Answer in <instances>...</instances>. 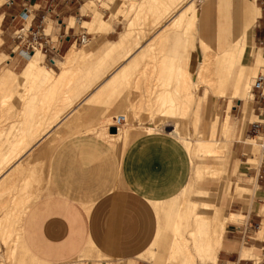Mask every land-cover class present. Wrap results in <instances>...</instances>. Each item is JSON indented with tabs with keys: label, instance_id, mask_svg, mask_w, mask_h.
Returning a JSON list of instances; mask_svg holds the SVG:
<instances>
[{
	"label": "crops",
	"instance_id": "obj_1",
	"mask_svg": "<svg viewBox=\"0 0 264 264\" xmlns=\"http://www.w3.org/2000/svg\"><path fill=\"white\" fill-rule=\"evenodd\" d=\"M87 1L89 0H85L78 9L74 8L75 0H13L11 5V14L9 15L11 19L18 16L24 6L29 7L31 10L29 19H33L31 23L33 28L40 24L43 16H45L43 26L46 31L53 28V26L49 28L50 21L59 23V25L54 23L57 36L56 44L60 50L59 58H63L67 53L65 61L62 62L66 66L63 86L72 71V64L83 56L79 50L77 54L74 53L76 49L73 46L76 35L89 33L82 25V22L90 21L92 18V14H89L86 7ZM256 1L258 0H208L207 4V1L203 0L204 5H202L201 11L197 10L198 17L195 28L198 30V35L193 32L194 46L196 49L199 48V53L202 52V42L208 43L218 54H223L238 40L243 39L253 50L256 64L264 63V42L262 45L259 44L260 40H264V7L257 5ZM51 5L57 6L55 12L58 13L59 19L54 13H47V9ZM4 14H0V18L2 16L0 27L2 25V35L8 36L10 30L14 32L22 25V20L17 17L15 20L12 19V23L5 24L6 15ZM212 14L216 15L214 22H211ZM110 17L111 15L108 18H103L110 23L112 28L105 34V40L109 43L104 50L103 62L117 54L122 55L120 50L111 55L109 52L121 41L122 34L126 31L125 29L121 35L119 34L120 38L118 36L114 40L109 39L108 37L116 32L120 24L113 25L116 17H113L112 21H110ZM72 21L79 25V34L75 31L77 26L71 24ZM171 24L165 23L161 29L169 27ZM197 24H199L198 27ZM99 34L101 35V33ZM196 36L199 40L198 45L195 43ZM167 38L170 41L171 49L166 50V54L169 57L180 59V63L184 64L190 51L189 48H191V38L187 36L185 29H174L170 33L168 32ZM0 40V47H4L5 50L14 47L13 38L11 44H8L2 36ZM130 41L131 38L127 41L128 45ZM253 43L258 45V50H255ZM180 47H183V50ZM36 50L37 48L30 54V57L35 54ZM42 55L44 58L43 53ZM69 56L72 58L70 65ZM121 58L111 66V70L104 77H101L103 74L100 75L99 82H97L99 78H96V82L89 83L90 88L83 89L81 99L76 103L75 108L71 112H69L70 109L67 110L63 122L54 126L55 129L53 128L47 141L48 148H51L46 153H40L39 161H43L46 157L44 163H40L42 166L34 164L33 167L25 169L29 174L21 184L36 182L33 184L36 185L28 190L20 188V193L17 196L19 201L30 198L36 187L42 183L43 177L40 175L42 167L45 165V186L23 214L21 226L24 247L33 257L43 263H68L84 253L102 256L104 260L101 264H158L154 262L155 260L166 263L170 257L173 238H175V226L179 220V214L184 208H182L184 199L192 200L185 193L188 188L190 190V183L194 179V175L196 176V167L198 165L206 166L209 167L208 172L211 170V173L215 172L214 168L210 170V166L216 167L213 163V160L216 159L215 155H208V157L200 159L194 158L190 153L192 149H190L189 143H196L203 137L193 140L189 138L191 133L188 132L186 138L189 139L185 143L180 139L182 136L174 133L175 124H164L175 127L170 133L153 131L150 126L145 127L147 133L142 130L131 131L125 144L124 141H117L118 136L109 132L108 125L111 123L102 124L105 120H110L106 115L120 109V103L128 106L140 94L139 83L136 82L132 87L133 100L130 98L129 89L119 95L120 84L131 72H123L122 68L130 64L133 57L124 60ZM96 60L97 56H93L88 58L87 63ZM86 74L89 73H82L83 79L86 78ZM87 78L95 80L94 77ZM166 78L167 76L160 77L161 80ZM230 92L231 88L227 94V97L231 96L229 97L228 111L232 107L231 103L234 98ZM114 94H118L119 98L113 103L105 99L106 96ZM178 94L180 95L175 88H172L171 95L176 97ZM208 95L206 97L198 96V98L195 96L196 101L201 98V105L205 106V99ZM245 98L239 96L236 99L244 100ZM252 98L253 102L248 104ZM99 101L106 103L98 105ZM72 102L74 103V101ZM182 103L183 101L180 104L177 103V117L180 116L179 112L182 110L187 112ZM246 103L248 106L251 105L249 111L252 116L247 111L246 107L248 106H245L247 110L240 109L241 114L236 117L234 122L232 116L231 121L227 120V114V117L222 119L223 126L221 127L224 130L231 122L230 154L227 161L221 164H224L225 172L228 174L229 164L232 163L230 181L240 184L237 185V193L241 195L233 196L235 187L232 184L229 185L227 181L226 187L229 185V192L226 189L222 196L226 197V212L233 213L225 215L224 212V216L229 219L234 215L237 220L241 217L238 213H242L245 220L242 224L231 223L234 221L232 219L227 221L218 252L216 255L211 252L206 255L207 263L211 258L216 262L209 264H254L255 259L250 257L251 253L260 256V253L257 255L256 250L260 251L264 248V157L262 160L260 159L259 167L248 169L246 166L249 164L247 155L253 151V138H257L252 131L253 121L249 118L251 116L253 119L255 116L259 118L256 121H264V94L262 97L259 95L253 97L252 92V96L247 98L245 105ZM193 104L188 107L191 108ZM167 107L162 106L161 111L165 112ZM215 115L211 116V120L218 123L220 116ZM140 125L138 121L133 124L135 128L141 127ZM146 125L148 124L145 121L143 126ZM95 126L97 127L95 128ZM72 129L74 131L79 129V132L72 134ZM68 130H72V132ZM65 132L71 136L67 137ZM248 137H252V140L250 138L249 141L250 145L246 142ZM209 143L215 144L216 142L210 139ZM44 154L48 155L43 156ZM27 156L28 153H22L19 155L20 158L17 156L16 159H20L17 161L18 163L16 162L17 164L7 170V173L2 174L0 180H5L10 174L9 172L12 173L13 169L15 171L20 162L28 158ZM261 156L262 152L259 158ZM18 170L11 175L12 183L13 181L16 183L15 178L24 173V171L19 172ZM260 170H263V175L258 179L256 174ZM234 171H236L235 174ZM205 180H208L204 184L207 189H198V192H201V197L208 196L206 198L208 202L205 200L204 203L216 205L219 196L214 190L217 188L214 183L216 179L210 177ZM247 185L252 190L249 195L245 194V191L248 190ZM47 188L48 190L44 192ZM3 190L4 186L0 188V191ZM222 190L223 186L219 187V194ZM210 193L215 195L211 196ZM7 200L8 195L1 193L0 208L4 207ZM205 209L210 210V208ZM201 213L212 215L214 210ZM168 228L172 230L170 238L166 231ZM201 230L205 232L204 239L199 235ZM207 230V221L201 219L198 228V237L201 241L207 239ZM157 245L160 246V250L152 249ZM149 251L154 261L142 258V256L149 255Z\"/></svg>",
	"mask_w": 264,
	"mask_h": 264
},
{
	"label": "rangeland",
	"instance_id": "obj_2",
	"mask_svg": "<svg viewBox=\"0 0 264 264\" xmlns=\"http://www.w3.org/2000/svg\"><path fill=\"white\" fill-rule=\"evenodd\" d=\"M104 1L105 0H95L96 3H95V5L90 6L91 9L88 8L89 5H87L88 7L86 6L89 9V14L90 13L92 14V18L90 20L93 19L96 11L102 13L103 18H108L111 15L110 21H112L113 17H116V20L113 23V25L116 23H120L119 27L116 29V32L113 35H110L108 37L109 39H113V40L118 38V36L120 38L121 33L124 32L127 25L129 24V22L135 21L134 23L135 24L137 23L138 25L136 24V29L134 30L133 37L131 38L130 44L125 48V50L126 49L128 50L134 46L133 48H131V49H133V52H134L135 49H136V51H139L140 46H144L145 48H149V47L152 48L154 46L155 49L154 48L153 49H154V53L156 54V56L154 55L155 58L153 57V60L155 62L151 61L152 57L150 59V62H149V60L141 62L139 64V66L140 65L141 66L139 68L137 67L136 69H133L129 73L128 77L120 84L121 87H120V91L118 92L119 95L122 92H124L125 90L129 89L130 90L129 91L130 92V98L133 100L134 95L131 94L132 93V87L135 86L136 82H138L140 94L137 96L136 100L134 102L131 101V103L128 104V106L122 105L120 103V109L116 110V111L115 110L111 111L108 115H106V117H109L110 120H108V121L105 120L104 123H102V124L112 123L113 117L118 116L120 114H126L127 121H126L125 125L122 127L123 128L122 134L120 137H118L116 139L117 141H124V144L127 142L128 135L131 131L142 130V131L146 132L145 127L150 126L151 128H153V131H162V132L170 133V131L173 130L175 127L164 126V124H166V123L170 124L171 122H172L171 124H173V123H176L178 121L181 122V125H180L181 130L184 129L182 131L184 133H182V134L179 133L178 135L182 136L180 139L185 141V143L188 142L187 139H189V138L193 139V140H196L199 137H203L204 139H207V138L212 139L217 144L216 146H217V154L218 155H215L216 159L213 160V163H214V165H216V167H211V168L215 169L214 173H216V174H214V173L212 175L208 174L209 175L208 176L205 173L200 177H196L194 175V179L190 183V185H191L190 190H189L190 192H186L185 194L186 195L188 194L190 199L195 200L200 204H209L206 202L204 203V201L207 200L206 198L208 196L207 197H201L200 196L201 192H198V189H201V190L207 189L204 187V184H206V182H208V180H205V179L213 177L216 179V182H214V183H216V185H217V188L214 190H216L217 194L219 195L216 206L222 207L223 211L225 212V215H228L229 213H233V212H226V210H225L226 197L222 196V194L225 193L226 189H228V192H229V185L232 184V185H234L233 187H235V192L232 195L233 196H241L239 193H237V185H240V184L230 181L231 173H232L231 172V164L232 163L229 164L230 166H229V173L228 174H226V172H225L224 164H221V163H224L225 161H227V159L229 158L230 147H231L230 142L232 141V128L230 127L231 122L229 123V125H227L226 129L222 130L221 129V127L223 126L222 119H225L227 117V114H228L227 120L230 119V121H231V116H232V120L234 122L236 120V117H238L241 114L242 109L245 111L247 110V109H245V106H248L247 105L248 102L245 105V101L247 100V98H249L250 95L246 98L244 97L245 98L244 100H238L236 98H233L232 103H231L232 107H230V109L228 111L229 97H231L230 95H229V97H227V96L219 97V93L212 94L213 91H212L210 85H207V84L196 85V87H193V89H191L188 92H190V93L193 92V94L197 98H198V96L206 97V95L209 94L207 96V98L205 99V103H204L205 106L201 105V103L199 104V103L195 102L193 104V106H191V108L185 107L184 109L187 112H183V110L181 112H179V114L181 116L184 113H185V115H183L182 119L180 118V116L177 117L178 120L176 118L175 119L174 118L169 119V117H167V119H165V117H162V116L160 117L159 115L160 114L162 115V113L159 111V109L161 108V103L158 101L159 97H158L156 92L159 90V87H160L159 86L160 77L165 78L167 76V73L160 72L157 65L161 62V65H164V63H165V66H168V64H169L168 63L169 60L167 59L168 57L163 58V55H164V53H166V50H170L171 47L169 46V44H170L169 39L167 38V36H164V35H167L168 31L170 33V31L176 29V27H174L172 25L173 27H170V28L166 27V28H164L165 31H159L158 32V30L165 23L168 24L171 21H168V19H167V18H169V16H168L166 18H163L162 21L159 24H157V26H156V24L154 25L153 22H154V19L156 16H154L155 13L153 14L152 12H154L155 10L153 11L151 8H150L151 11L149 8H148L149 10H147V8H146L147 11H145V12H147V13H144V16L142 19L141 18L139 19L138 17H136L137 11L135 10L136 11L135 12L133 10V12H131V10H129L130 5H132L133 3H137L138 1H142V0H124L123 3H117L116 2V4L114 3L112 8L109 10H107L105 8L107 6H104L105 5ZM164 1H168V0H164ZM187 1H189V0H186V2ZM202 1L203 0H196V2H195V6L197 7L198 11H201L202 5H204L202 3ZM204 1H207V4H208V0H204ZM263 1L264 0H258V1H256V4L259 5L260 7L261 6L264 7ZM8 2H10V1L9 0H0V14L2 15V13L3 14L5 13L4 14V15H6L5 16V24L7 22L12 23V19L9 16L11 14V8H12L11 5L12 4H8ZM84 2H85V0H75L74 8L78 9L79 7L82 6V4ZM184 3H185V1H184ZM184 3H182L181 6H183ZM173 7H172V9L174 11H176V9H178L180 6L176 7V5H174ZM115 10H116V12H114ZM231 11L233 14L234 11L233 10H231ZM216 15H217V13H216ZM216 15L212 14L211 22H214ZM234 15H235V13H234ZM3 18H4V16H3ZM140 20H141V22H143L142 24H144V25L140 26V28H139V24H140L139 21ZM29 21H30V19H28V24H29ZM54 23H55V25L56 24L59 25V23L57 21L56 22L50 21L49 27L53 26V28L46 31V32L51 34L52 38L54 40H56L57 36H56V29L54 28ZM198 26H199V24H197V27ZM1 28H2V25H1ZM3 29H5L4 26H3ZM11 29H12V27H11ZM111 29L112 28H110L108 31H110ZM83 30H84V28H83ZM75 31L77 34L80 33L79 25H77V27H75ZM87 31H88V29H87ZM193 32L198 35V30L196 28H194ZM99 33H101V35ZM88 34H89V39L92 38L89 43H86L83 45L79 44L78 42L74 43L75 44L73 46L74 49L79 50L81 52V54H83V56H82V58L77 59V61L74 64H72V66H71L72 71L69 73L68 79H66L65 86L61 87L62 89L60 87L57 88L56 85L52 84V81L50 82V84H46V86L43 84L40 86L41 93L40 94L38 93V95H36V99L39 98L41 103L44 99H46V103H47L46 106L49 107V108H46L47 118H48V116L51 117L52 115H54L57 108L61 109L62 107H65V105L67 107L70 103H72V102H70L68 104L69 97H70V100L74 101L72 107L69 110V112H71L75 108L74 106L76 105V103L80 101L81 93L83 92V89L90 88L91 86H89V83H91L93 81L96 82V78H99L100 75L103 74L101 77H104V75L107 74L111 70V66L122 56L121 54H117L115 56L107 58L106 61L103 62L102 57L104 55V50L107 48L108 43H109L105 40L106 36L105 37L102 36V34H103L102 32L96 33L95 31L89 32ZM1 36L3 38H5V40L8 42V44L12 43V36H13L12 30H10V34L8 36H3L2 32H1L0 37ZM77 36L78 35H76L75 37L77 38ZM102 37L104 39H102ZM163 37H165V38L162 39ZM197 37L198 36H196V38H195L196 45L199 44V40ZM111 42H114V41H111ZM140 43H141V45L138 46ZM252 45H254L255 50L259 49L258 45L256 46L254 43ZM0 46H1V44H0ZM135 46L136 47L138 46V48H136ZM180 49L183 50V47H180ZM125 50L123 51L124 53L126 52ZM189 50H190V48H189ZM86 51H88V52H86ZM190 51H191L190 52L191 53L190 67H191L192 71L194 70L193 71V76H194L195 75L194 73L196 72V68H197V65L199 62V56H200V60H201L203 57V53L202 52H201V54L199 53L198 47H197V50H195V51L190 50ZM202 51H203V48H202ZM66 54L63 56V58L58 59L56 65L48 64L45 60V55H44V60L50 66L51 69L53 68L55 70L54 71L52 69L54 72H61L62 71V62L65 61ZM244 55H245L246 59H248V66L249 67L255 66V64L257 63L256 58L254 56L255 54L253 53V50L250 49V47H249L248 53H245ZM93 56H97V60L95 62H92V63H89V62L87 63L88 58L93 57ZM29 58H30V55L25 59V58L21 57L20 55H18V53H13L11 47L6 48V50L4 49V47H0V71L6 72L8 70H13L15 72L20 73ZM162 59L165 60L164 63H163ZM145 64H146V66H145ZM147 64H149V65L147 66ZM234 64L236 65V68H238V65L240 64V62L236 61ZM144 67L148 68V69H146L147 71L144 70ZM259 72H262V70L257 71L256 74L252 75L248 79V84H247L248 87H251L253 85L255 78L257 77L256 75H258ZM82 73H89V74H86V76H85L86 78L83 79ZM87 77H94L95 80H89ZM99 80H100V78L97 80V82H99ZM7 81L8 82L0 85V99L5 98V97H9V96H13L18 91L17 87L14 85V83L11 82V80H7ZM38 88L39 87L37 86L36 92H38V90H39ZM252 92H253V97L258 96L260 94L259 91H252ZM45 93H46V95H45ZM61 93H63V94H61ZM186 94H187L186 91H181L180 95L177 96V99H176L178 104H180L183 101ZM119 95L114 94L113 96H106L105 99H108V100H110V102L112 101V103H113V101H116V99L119 98ZM45 96H47V97H45ZM60 97H61V99L64 98L65 101H64V99H62L63 102L62 101L59 102ZM12 99L13 100H10V103H8L11 106H8V104H6L7 106L5 105L2 107V105H1V108H0V171L1 172H3V171L6 172L14 164H16V162L18 161V159H16V157H14V156H17L16 151L14 152L15 155L13 154V149H14L13 144L16 143L17 134H18V132H20V128L23 127V123L21 121L22 115L20 113L21 112L20 109H21L22 105L24 104V102H21L20 103L21 106H19V105H15L16 100L14 98H12ZM64 102H65V104H63ZM251 102H253V98L250 100V102L248 104H250ZM104 103H106V102L99 101L98 105H100V104L103 105ZM249 107H251V105H249L246 108H248L247 111L251 113V111H249ZM39 109H41V108H38L35 111L36 114L40 113ZM44 109L45 108H43V112H44ZM237 109H239L238 113H237ZM215 113L220 116L218 123H215L213 120H211V116L214 115ZM82 115H83V113H82ZM251 116H252V113H251ZM251 116L249 118L251 121H256L259 119L258 117H255V116L252 119ZM246 119L248 120L247 117H246ZM82 120H84V119L82 118ZM135 121H138L139 124H141L140 125L141 127L135 128L133 126ZM145 121L147 122L148 125L143 126ZM97 126H95V128ZM215 126H216V128H215ZM188 132H190L191 134H190L189 138H186V137H188ZM183 137H185V138H183ZM250 138L252 140V137H248L246 140L247 144L250 143L249 142ZM253 139L256 140V138H253ZM229 145H230V147H229ZM14 146H15V144H14ZM17 149L19 150V148H16V150ZM190 153L194 158L203 159L205 157H208V155H206V153L194 154L192 152V150L190 151ZM10 155L11 156L13 155L12 158ZM248 155H247V158L250 157V155L249 156ZM7 156H9L8 158H10L11 160L8 159ZM35 159H28L27 160V158H26L25 160L27 162L24 160L25 161V164H24V161H23V163L21 161L20 166H23L24 169H26L29 166L32 167L34 164L39 165L40 164L39 163V160H40L39 157H35ZM37 159H38V161H37ZM260 159L261 158H257L255 161L256 163H254V165L247 164L246 165L247 168L251 169V168L257 167L260 163ZM29 160H31V162ZM249 160H250V158L248 159V161ZM2 161H4L5 163ZM8 162H11V163L9 164ZM36 162H38V163H36ZM44 166L45 165H43V167H42V174L40 175L43 177L42 183H40V185L38 187H36V190L34 191V193L32 195L33 198L31 196L30 198H28L29 200L30 199L31 200L29 201L27 199L28 203L25 202L29 206L36 199V197L42 191V188L45 186ZM24 169H21V168L19 170L16 169V171L17 170L19 172L24 171V173L15 178L16 183H13L12 185L8 186V188H6V189H5V187H7V186L4 187V192L6 193V196L8 195V200L4 203V207L0 208V214L2 215L0 220L5 219L4 221L2 220V222H3V226L1 227L2 229L0 228L1 229L0 230V263H5V264H20V263L21 264H48V263H43V262L37 260L35 257H33L27 251V249L24 247L23 242H22L21 226H22L23 214L27 210L26 206H28V205H25L21 201H19L20 203H18L17 196L20 193L21 186H22L21 190H23V189L27 190L29 188L32 189L35 186L32 184H31L32 186H30V184H28L29 186L28 185L24 186L21 184L23 179L26 176H28V174H29V172H27ZM233 173L235 174L236 171H234ZM13 174H15V173L10 172L8 177L4 180V181H6L5 183L11 182V175H13ZM227 181L229 184L228 187H226ZM236 182H238V181H236ZM14 184H15V186H14ZM222 186H223V190L219 194V192H218L219 187H222ZM246 187H248V190L245 191V194L246 195L251 194L252 190H251L250 186L247 185ZM14 188H15V190H14ZM10 189L13 191H11ZM5 190H7V192ZM47 190H48V188L45 189L44 192ZM210 195L214 196L215 194L210 193ZM12 200H13V202H11ZM207 202H208V200H207ZM12 203H14L15 205L17 204L18 206H15L14 204L12 205ZM22 203L25 206H23ZM19 205H22V206L19 207ZM23 208H24V210H23ZM22 211H24V212H22ZM198 211L199 212H204V211L205 212H212L213 209L208 210V209H205L203 205H201L198 208ZM5 212L8 214H6ZM17 213H19V214H17ZM238 214L241 215L240 219L234 220L231 223L242 224L244 222L245 216L242 213H238ZM7 215L9 217L8 218L9 223L7 222V218H6ZM10 217H13V218H10ZM13 221H14V223H13ZM2 222L0 221V223H2ZM7 224H8V227H6ZM9 225H11V226H9ZM7 228H9V230L11 229L12 231L11 230L10 231L12 233L9 230H7ZM17 230H18V232H17ZM166 231H168V236L170 238V236H172V230L168 228ZM187 232L188 231L185 232L186 235L189 234ZM16 234H18V236H16ZM199 235L202 237V239H204V236H205L204 230H201L199 232ZM187 237L190 238L189 235ZM152 249H154V250L159 249L160 250V246H158V245L154 246ZM8 253H9V255H8ZM252 253L250 256L251 258H254L255 260H258L260 258V256H256L254 253L253 254ZM256 253L258 255V253H260V251L256 250ZM6 254H7V256H6ZM142 258H146V259H149L151 261H154L150 256V251H149V255L142 256ZM103 260H104V258L100 255H95V254L91 255L90 253H88V254L84 253L82 256H79L78 258L72 260L73 262H70V264H94V262H96V264H101ZM154 262L158 263V264H165V263L160 262L158 260L157 261L155 260ZM211 262L216 263L211 258L208 260V263H203L200 259H198L196 264H209Z\"/></svg>",
	"mask_w": 264,
	"mask_h": 264
},
{
	"label": "bare ground",
	"instance_id": "obj_3",
	"mask_svg": "<svg viewBox=\"0 0 264 264\" xmlns=\"http://www.w3.org/2000/svg\"><path fill=\"white\" fill-rule=\"evenodd\" d=\"M184 1H185V3H184ZM104 2H105L104 6H107L105 8L107 10H109L112 8L114 3L115 4H116V2L117 3H123L124 0H105ZM195 2H196V0H189L187 2H186V0H168V1H164V0H142V1H138L137 3H133L132 5H130L129 10H131V12H133V10L134 11L136 10L137 11L136 17H138L139 19L140 18L142 19L144 16V13H147L145 11L149 10L150 8L153 11L155 10L152 13L156 14V15L154 14V16H156V17H155L154 22H153L154 25L156 24V26H157V24H159L162 21L163 18H166L169 16V18H167V19L170 21H173V22H170L172 24H171V26H169L167 28L174 26V27H176V29L177 28L178 29H185L187 36L191 38L190 50L195 51L197 49L194 46L193 30L195 28V25L197 22V17H198ZM95 3H96L95 0H89L86 2V5H89V7L88 6L87 7L89 9H91L90 6L95 5ZM182 3H184L183 6H181ZM174 5H176V7L177 6H180V7L178 9H176V11H174L172 9V7ZM146 8H147V10H146ZM151 9H150V11H151ZM116 10L114 12H116ZM1 18H2V16H1ZM1 18H0V24H1ZM134 22L133 21L129 22V24L126 28V31L122 34L121 41L117 45H115L114 48H111V50L109 52V55H111L113 53H116L119 50L122 51L121 52L122 53V58H121L122 60L128 59L129 57H133L131 60V63L128 65H125L122 68L123 72L132 71L133 69H136L137 67L139 68L141 66V65L139 66V64L141 62H144L146 60L147 61L149 60V62H150L151 57H152L151 61L155 62L153 60V57L155 58V56H156V54L154 53V49H155L154 46L152 48H150V47L145 48L143 46H140L141 45V43H140L139 45L137 44L138 46H140L139 51H136V49H135V51L133 52V49H131V48H133L134 46L128 50L127 49L125 50V48L127 47L126 45H128L127 41L133 37L134 30L136 29L137 23L135 24ZM139 23L141 24V25L139 24V28H140V26L144 25V24H142L143 22H141V20L139 21ZM71 24L77 26V23L75 21H72ZM82 25L86 29H88L89 32H93V31H95L96 33L102 32L103 33L102 36H104V37H105V34L108 32V30L111 28L110 23L108 21L104 20L102 13H100L98 11L95 12V15H94L92 20L84 21V22H82ZM158 31H165V29L160 28ZM0 33H1V27H0ZM164 36H167V35H164ZM164 38L165 37H163L162 39H164ZM102 39H104V38L102 37ZM1 40H0V44H1ZM90 40H91V38L88 40L87 43H89ZM138 46L137 47L135 46V47L138 48ZM202 48H203V51H202L203 57L200 60V56H199V62H198L197 68H196V72L194 73L195 74L194 76H193L194 70L192 71L191 67H190V62H191V59H190L191 53L190 52L191 51H189L186 62L184 64H181L179 59L174 58V57H169L166 53H164L163 58L168 57L167 59L169 60L168 66H165V63H164L165 60H163V59L162 60H163L164 65H161V62H160L157 66H158V69L160 70V72L167 73V78L165 80L160 79V82H159L160 87L156 93H158V97H159L158 101L161 103V105L164 107H167V106L168 107H167V110H165V112H164V111H161V108H162V106H161L159 111L162 113V115L160 114L159 115L160 117L161 116L165 117V119H167V117H169V119L170 118H174V119L176 118L177 119V101H176L177 96L174 97L171 95L172 88H175L176 92H178V93H181V91L187 92V94L185 95V97L183 99L182 104L184 105V107H188V105H191L195 102L201 103V100H202L201 98H199L196 101V97L193 94V92L192 93L188 92L191 89H193V87H196V85H201V84L210 85V87L213 91L212 94L219 93V97L227 96L230 88H231L230 94L232 95V97H234V98L235 97L237 98L239 96L240 97L241 96L242 97H248L249 95L250 96L252 95V86L251 87L247 86L248 78L251 77L252 75L256 74V72L259 70L260 71L262 70V73L264 74V63H262L260 65L255 64V66H252V67L248 66V59H246L244 54L248 53L249 46L246 44V42L243 39L238 40L234 44L233 47H231L229 50L225 51L223 54H218L216 51H214L208 45V43L202 42ZM124 50L126 51L125 53L123 52ZM41 51L42 50H40L37 47L35 54L31 55L30 59L26 63V66L24 67V69L20 73H15L11 70H8L6 72L0 71V85L8 82L7 80H11V82L14 83V85L18 89L17 93H15L13 96H9V97H5V98L0 99V108H1V105L3 107L6 104L10 103V100H13L12 98H14L16 100L15 105L21 106L20 103L24 102V104L22 105V107L20 109L21 110L20 113L22 115L21 121L23 123V127L21 126L22 128H20V132H18V134H17V140H16V143H14L15 146L13 144V147L15 149V150L13 149V154L15 155L14 152L16 151V154L19 157V155H21L22 153H26V154L28 153L27 160L28 159H35V157H40V153H43V152L46 153L47 150L51 148V147L48 148L49 147L48 142H47L48 138L51 135V132H52L54 126L59 124L63 120L67 110H69L73 104L72 100H70V97H69L70 101L68 100V104L70 102H72V103H70L67 107L65 105V107H62L61 109L57 108L55 114L52 115L51 117L48 116V118H47L46 108H49V107L46 106V104H47L46 99H44L41 103L39 98L36 99V95H38V93L39 94L41 93L40 86L42 84L46 86V84H50L51 81H52L53 85L57 86V88L63 87V79H64V72H65L66 66L63 63L61 73L54 72L50 68V66L45 62L43 55H42L43 51L42 52ZM77 51L78 50L76 49L74 51V53L77 54L78 53ZM86 52H88V51H86ZM71 59L72 58L69 56V58H68L69 65H70ZM57 61H58V59L56 60V64H57ZM236 61L240 62V64L238 65V68H236V65L234 64ZM148 65L149 64H147V66ZM145 66H146V64H145ZM146 69H148V68L144 67V70H146ZM37 86L39 87L38 92H36ZM263 93H264V87H263ZM61 94H63V93H61ZM45 95H46V93H45ZM178 96H179V94H178ZM45 97H47V96H45ZM60 99H61V97H60ZM60 99H59V102H61V101L63 102L62 99H64V98H62L61 100ZM64 101H65V99H64ZM63 104H65V102ZM8 106H11V105L8 104ZM38 108H41V109H39L40 113L36 114L35 111ZM43 108H45L44 112H43ZM120 115L124 116L125 121H127L126 114H120ZM183 115H185V113ZM183 115L182 116L180 115L181 119H182ZM216 115H218V114H216ZM178 122L173 123L176 125V129L174 130V133L177 135L179 133L180 134L184 133V132H182L184 129L181 130V128L179 127L181 122H179V123ZM125 123H124V125H125ZM62 125H64V124L62 123ZM165 125H168V124L166 123ZM67 126H68V128H70V126L68 124H67ZM72 130L71 131L68 130V131L72 132ZM122 130H123V128H119L118 130H116V133H112V134H115L119 137L122 134ZM64 131H65V129H64ZM77 131L73 130L74 133L72 132V134H76ZM70 132H68V133L70 134ZM65 134H66V132H65ZM66 136L70 137L71 135L68 136L66 134ZM57 138L59 139L58 136H57ZM209 141H210V139H208V138L204 139L203 138V139H200V141H196V143H189V147H190V149H192V152L194 154L206 153L207 155H218L217 154V146H216L217 144L216 143L215 144L209 143ZM53 143H54V141H53ZM253 143H254L253 151L249 157L250 158L249 164H251V165H254V163H256L255 162L256 159L259 158V156L262 152V148H261L260 142L258 140V137L256 138V140L254 139ZM16 148H19V150L18 149L16 150ZM46 155H48V154H44L43 156H46ZM12 156H11V158H12ZM17 156H14V157L17 158ZM45 158L46 157H44L43 161H39V163H41V162L44 163ZM8 159H10V158H8ZM23 161H22V163H23ZM25 161H24V164H25ZM29 161L31 162V160H29ZM37 161H38V159H37ZM2 162H4V161H2ZM8 163L10 164L11 162H8ZM36 163H38V162H36ZM43 163H41V164H43ZM20 164H21V162H20ZM20 164H19V166L17 165L18 166L17 169H20V168L24 169V167L20 166ZM41 164H40V166H42ZM208 170H209V167L198 165L196 167V177H200L204 173H207L206 175H208V173H210V175H212L213 173H211L212 172L211 166H210L211 171L208 172ZM11 171L13 172L14 169ZM214 171H215V169H214ZM15 172H17V171L15 170L14 173ZM3 173L5 174V171L1 172L0 175H2ZM6 173H7V171H6ZM18 173H16V174H18ZM214 174H216V173H214ZM31 180L33 181V178ZM29 181H30V179H29ZM25 182H26V180H25ZM13 183H14V181H13ZM13 183L12 182L5 183L4 180H0V188L1 187L3 188V186L4 187L7 186V187H5V189H6V188H8V186L12 185ZM34 183H36V182H34ZM26 184H23V185L26 186ZM28 184H30V186L33 185L32 182L28 183ZM14 186H15V184H14ZM37 186H38V183H37ZM21 188H22V186H21ZM14 190H15V188H14ZM5 191L7 192V190H5ZM11 191H13V190H11ZM0 192L5 193L4 190L0 191ZM186 192H190L189 188L186 190ZM22 196H25V195H22ZM29 197H30V195H29ZM32 198H33V196H32ZM27 199L26 200L24 199L23 201L21 200V202H23L25 205H28L25 203V202H27ZM184 200H185V202L183 203L184 206L182 205V208L183 207L184 208L181 210V212L179 214V217H178L179 220H177L178 222H177V224L175 226V230H174L175 231V233H174L175 238H173L174 240H173L172 245L170 244L171 245L170 255H169L170 257H169V260H167V262L165 264H196L195 262L197 259H200L203 263H207L206 262L207 253L211 252V253H214L216 255V253L218 252V250L220 248V245H221V242L223 239V235H224V232L226 229L227 221L230 219L235 220L236 217L234 215H232V216H230L229 219L226 218L224 216L223 208L217 207L216 205L200 204L195 200L188 201L186 198ZM11 202H13V200ZM14 203H12V205ZM18 203H20L19 200H18ZM23 203H22V205H23ZM22 205H19V207ZM25 205H23V206H25ZM201 205H203L204 208L213 209L214 213L212 215H209V214H203V213L199 212L198 208ZM15 206H18V205L16 204ZM28 206H26V209ZM23 210H24V208H23ZM22 212H24V211H22ZM6 214H8V213H6ZM17 214H19V213H17ZM6 218H7V222L9 223L8 215L6 216ZM10 218H13V217H10ZM201 219H205L207 221V229L208 230H207V239L205 241H201L198 237L199 221ZM2 220H0V221L2 222ZM13 223H14V221H13ZM2 226H3V222L0 223V228ZM9 226H11V225H9ZM6 227H8V224ZM263 229H264V227H263ZM7 230H9V228H7ZM18 230H17V232H18ZM183 230H184V233H183ZM186 231H188L187 233H189L188 235L190 236V238H188L187 237L188 235L185 234ZM16 236H18V234H16ZM8 255H9V253H8ZM6 256H7V254H6ZM255 261H257V260H255ZM0 264H5V263H0ZM63 264H70V262L63 263Z\"/></svg>",
	"mask_w": 264,
	"mask_h": 264
},
{
	"label": "built area",
	"instance_id": "obj_4",
	"mask_svg": "<svg viewBox=\"0 0 264 264\" xmlns=\"http://www.w3.org/2000/svg\"><path fill=\"white\" fill-rule=\"evenodd\" d=\"M8 4H12L13 0H9ZM57 6L51 5L47 9V13H54L56 17L59 19L58 13L55 12ZM31 10H29L28 6H24L23 11L19 13L18 16H14L12 19L15 20L17 17H19L22 20V25L15 29L13 32V40L15 42L14 47L12 48L13 53H18L23 58H27L30 54H32L37 47H39L44 55L45 60L50 65H56V60L59 59L60 56V50L57 47V39L54 40L51 36V34L46 32V29L43 26L45 16H43L40 24L33 28L32 18L30 20V23L28 24V19L30 17ZM89 40V34L88 33H80L76 39H74V42H78L79 44H85ZM264 40H260L259 44L262 45ZM263 87H264V74L262 72H259L257 77L255 78V81L252 85V91H259V96L262 97L263 93ZM112 123L108 125V129L110 127H115L116 130L119 128H122L125 121L124 116L118 115L112 118ZM252 131L254 132L255 136L258 137V140L260 142L261 148H262V156L261 160L264 157V121H253L252 122ZM261 161L258 165L260 166ZM263 175V170H260L256 174V178L260 179ZM254 264H264V248L260 249V258L255 261Z\"/></svg>",
	"mask_w": 264,
	"mask_h": 264
},
{
	"label": "water",
	"instance_id": "obj_5",
	"mask_svg": "<svg viewBox=\"0 0 264 264\" xmlns=\"http://www.w3.org/2000/svg\"><path fill=\"white\" fill-rule=\"evenodd\" d=\"M110 133H116V128L115 127H110L109 128Z\"/></svg>",
	"mask_w": 264,
	"mask_h": 264
}]
</instances>
